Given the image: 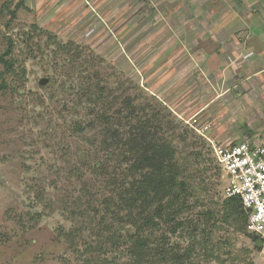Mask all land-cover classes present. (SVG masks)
<instances>
[{"label": "rangeland", "instance_id": "rangeland-1", "mask_svg": "<svg viewBox=\"0 0 264 264\" xmlns=\"http://www.w3.org/2000/svg\"><path fill=\"white\" fill-rule=\"evenodd\" d=\"M218 3L0 0V56L13 38L20 72L19 79L4 73L0 61V83L4 78L8 84L0 90V264H87L83 246L92 242L91 227L89 218L78 216L77 198L85 186L100 201L110 191L85 163L102 160L109 171L118 165L98 146L100 134L88 130L87 141L73 125L95 122L99 112L124 124L115 113L127 97L137 108L151 105L165 121L188 132L176 128L173 133L164 122L179 152L184 151L181 136L204 145L194 152L204 155L199 170H208L193 182L196 196L190 203L199 206L188 217L209 212L218 228L209 240L214 257L197 250L194 264H264V246L219 226L225 178L208 138L221 145L250 141L264 146V111L263 100L252 103L258 98L234 90L230 67L220 71L218 34L208 31L214 20L208 14H218ZM67 44L70 50L61 48ZM96 81L106 93L103 102L91 105L82 89L94 93ZM205 127L203 136L197 130ZM78 171L83 178L76 177ZM172 241L188 245L180 238Z\"/></svg>", "mask_w": 264, "mask_h": 264}, {"label": "trees", "instance_id": "trees-1", "mask_svg": "<svg viewBox=\"0 0 264 264\" xmlns=\"http://www.w3.org/2000/svg\"><path fill=\"white\" fill-rule=\"evenodd\" d=\"M14 48L15 41L8 38L0 61L4 73L16 75L19 79ZM61 48L67 51L70 45H62ZM87 84L90 86V78ZM96 86L94 93H86L82 89V97L91 105L94 101L103 102L106 93L97 81ZM7 87L3 78L0 90ZM113 99L119 101L118 97ZM123 103V110L115 114L125 120L124 124L121 121L116 124L107 112H99L95 113V122L80 120L73 125L76 133L86 135L87 141L90 140L87 138L88 130L100 134L102 143L98 146L106 154L111 152L112 163L118 165H112L113 170L109 171L102 160L85 163L91 176L101 178L100 184L110 192L104 194L103 201H100L99 194L95 192L99 190L96 188L93 193L90 186H85L82 189L84 194L77 198L78 216L89 218L88 227H91L92 242H84L83 254L87 257L84 261L87 264H194L197 250L214 257L209 247V240L218 228L214 216L206 212L197 213L192 219L188 217L193 206H199L190 203L196 196L193 182L196 176L208 170H199L204 155L194 152L204 145L181 136L184 151L179 152L173 137L163 129L164 122L169 124L167 126L173 129V133L176 128L180 134H187L186 130L165 121L166 117L153 111L151 105L147 107L149 110L137 108L128 97L123 99ZM93 146L96 148L95 144ZM178 155L183 158L179 160ZM80 173H76L79 179L83 178ZM219 223V226L231 227L255 243L258 241L259 237L247 231L248 213L237 197L223 200ZM84 230L89 231V228ZM174 238L188 241V245H177L172 241ZM70 243L75 251H79L74 242Z\"/></svg>", "mask_w": 264, "mask_h": 264}, {"label": "crops", "instance_id": "crops-1", "mask_svg": "<svg viewBox=\"0 0 264 264\" xmlns=\"http://www.w3.org/2000/svg\"><path fill=\"white\" fill-rule=\"evenodd\" d=\"M218 2V14L211 11L208 14L214 19L208 31L218 34L215 44L218 42L220 71L225 72L230 67L228 72L231 76L236 75L234 90L238 88L242 92L245 89L247 97L258 98L251 100L252 103L263 100L264 111V0ZM240 91L236 90L237 93Z\"/></svg>", "mask_w": 264, "mask_h": 264}, {"label": "built area", "instance_id": "built-area-1", "mask_svg": "<svg viewBox=\"0 0 264 264\" xmlns=\"http://www.w3.org/2000/svg\"><path fill=\"white\" fill-rule=\"evenodd\" d=\"M197 120L192 118L194 124ZM207 129L197 131L205 136ZM208 141L225 178V198L241 200L248 213L247 231L264 243V146L250 141L225 145Z\"/></svg>", "mask_w": 264, "mask_h": 264}, {"label": "water", "instance_id": "water-1", "mask_svg": "<svg viewBox=\"0 0 264 264\" xmlns=\"http://www.w3.org/2000/svg\"><path fill=\"white\" fill-rule=\"evenodd\" d=\"M264 246V243H263V241H261V240H258L257 242H256V247H263Z\"/></svg>", "mask_w": 264, "mask_h": 264}]
</instances>
